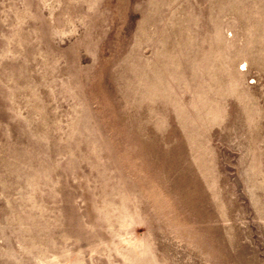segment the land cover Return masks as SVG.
Here are the masks:
<instances>
[{
    "label": "rangeland",
    "instance_id": "obj_1",
    "mask_svg": "<svg viewBox=\"0 0 264 264\" xmlns=\"http://www.w3.org/2000/svg\"><path fill=\"white\" fill-rule=\"evenodd\" d=\"M0 264H264V0H0Z\"/></svg>",
    "mask_w": 264,
    "mask_h": 264
}]
</instances>
